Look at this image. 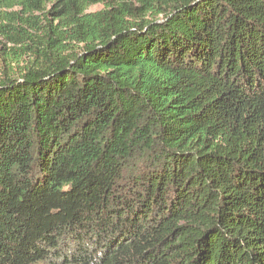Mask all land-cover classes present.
Here are the masks:
<instances>
[{"label":"trees","instance_id":"obj_1","mask_svg":"<svg viewBox=\"0 0 264 264\" xmlns=\"http://www.w3.org/2000/svg\"><path fill=\"white\" fill-rule=\"evenodd\" d=\"M12 8L0 264H264V0Z\"/></svg>","mask_w":264,"mask_h":264},{"label":"rangeland","instance_id":"obj_2","mask_svg":"<svg viewBox=\"0 0 264 264\" xmlns=\"http://www.w3.org/2000/svg\"><path fill=\"white\" fill-rule=\"evenodd\" d=\"M50 7L48 6L46 11ZM100 5L93 6L89 9L90 12H96L101 10ZM39 21H44L41 14H34ZM24 17L19 12L18 8L3 9L0 10V80L5 75H14L24 68V65L30 62L29 57L24 54L26 45L29 43L20 44L18 30L26 31V33L38 39L42 33L36 30L35 27H29L21 23L18 18ZM50 17H48L49 19ZM52 25H56V22H52ZM14 40H17L14 42Z\"/></svg>","mask_w":264,"mask_h":264}]
</instances>
